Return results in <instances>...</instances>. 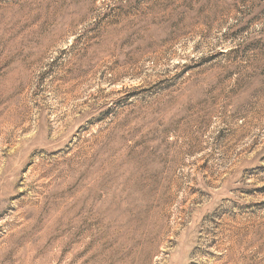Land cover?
<instances>
[{
  "label": "rangeland",
  "instance_id": "374dc122",
  "mask_svg": "<svg viewBox=\"0 0 264 264\" xmlns=\"http://www.w3.org/2000/svg\"><path fill=\"white\" fill-rule=\"evenodd\" d=\"M0 264H264V0H0Z\"/></svg>",
  "mask_w": 264,
  "mask_h": 264
}]
</instances>
